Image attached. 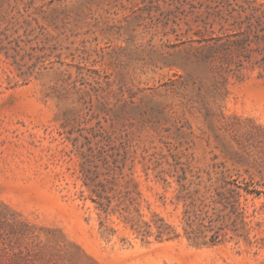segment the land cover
Listing matches in <instances>:
<instances>
[{
	"label": "rangeland",
	"instance_id": "374dc122",
	"mask_svg": "<svg viewBox=\"0 0 264 264\" xmlns=\"http://www.w3.org/2000/svg\"><path fill=\"white\" fill-rule=\"evenodd\" d=\"M0 264H264V0H0Z\"/></svg>",
	"mask_w": 264,
	"mask_h": 264
}]
</instances>
